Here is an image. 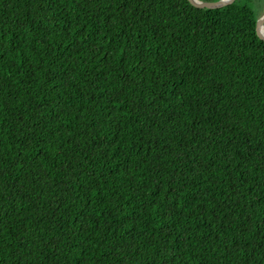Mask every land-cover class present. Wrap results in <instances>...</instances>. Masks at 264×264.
<instances>
[{
    "label": "trees",
    "instance_id": "trees-1",
    "mask_svg": "<svg viewBox=\"0 0 264 264\" xmlns=\"http://www.w3.org/2000/svg\"><path fill=\"white\" fill-rule=\"evenodd\" d=\"M250 1L0 0V264H264Z\"/></svg>",
    "mask_w": 264,
    "mask_h": 264
},
{
    "label": "water",
    "instance_id": "water-1",
    "mask_svg": "<svg viewBox=\"0 0 264 264\" xmlns=\"http://www.w3.org/2000/svg\"><path fill=\"white\" fill-rule=\"evenodd\" d=\"M188 1L195 8L215 9V8H220V7L229 5L234 0H218L215 2H202L199 0H188ZM259 27L264 28V14L261 17L257 18L256 23L254 24V28H253L254 34L258 38V40L261 42H264V36L260 34Z\"/></svg>",
    "mask_w": 264,
    "mask_h": 264
},
{
    "label": "rangeland",
    "instance_id": "rangeland-1",
    "mask_svg": "<svg viewBox=\"0 0 264 264\" xmlns=\"http://www.w3.org/2000/svg\"><path fill=\"white\" fill-rule=\"evenodd\" d=\"M250 2L253 5V7L255 8L257 14H258V10L257 9L261 5V9L259 10L258 18L261 17L264 14L263 0H251Z\"/></svg>",
    "mask_w": 264,
    "mask_h": 264
},
{
    "label": "bare ground",
    "instance_id": "bare-ground-1",
    "mask_svg": "<svg viewBox=\"0 0 264 264\" xmlns=\"http://www.w3.org/2000/svg\"><path fill=\"white\" fill-rule=\"evenodd\" d=\"M260 34L264 36V29L262 27H259Z\"/></svg>",
    "mask_w": 264,
    "mask_h": 264
}]
</instances>
